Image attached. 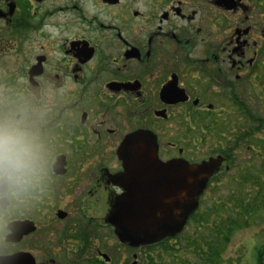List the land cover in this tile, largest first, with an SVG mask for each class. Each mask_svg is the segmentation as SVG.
I'll return each mask as SVG.
<instances>
[{
	"label": "flooded vegetation",
	"instance_id": "af4514ba",
	"mask_svg": "<svg viewBox=\"0 0 264 264\" xmlns=\"http://www.w3.org/2000/svg\"><path fill=\"white\" fill-rule=\"evenodd\" d=\"M263 81L264 0H0V122L35 121L39 146L30 183L0 178V264H113L108 248L141 249L111 223L114 206L151 201L129 190L150 185L151 161L132 178L120 155L136 133L160 161L221 160L186 225L208 220L209 190L250 180L249 119L231 110Z\"/></svg>",
	"mask_w": 264,
	"mask_h": 264
},
{
	"label": "rangeland",
	"instance_id": "374dc122",
	"mask_svg": "<svg viewBox=\"0 0 264 264\" xmlns=\"http://www.w3.org/2000/svg\"><path fill=\"white\" fill-rule=\"evenodd\" d=\"M15 67L12 65V68ZM16 81L19 82V79ZM240 97L253 110L254 117L247 121L251 135L253 134L254 139L263 136L264 126L259 127V131L256 126L258 123H264V81L257 83L250 92ZM4 101L5 95L0 89V106L8 104L7 101ZM231 112V115H234V120H245L242 110L233 108ZM14 118L15 112L11 115V119ZM30 125L34 127L33 129L29 128V132L32 133L31 131H35V121ZM245 127V122L243 125L235 124L233 133L236 136L242 135ZM212 144L218 145L216 141H212ZM251 145L256 150H260L256 143L251 142ZM244 155L246 154L242 147L241 153L238 155L239 161L243 160ZM250 162L249 181L239 184L240 182L233 179L228 180L222 188L209 190L202 197L201 203L203 201V204L200 211H210L208 220L205 219L203 223H199L195 217L191 218L192 220L183 228L184 231L175 238L154 245H141V249L130 250L123 247L116 252L108 248L107 252L111 254L113 264L116 260L118 262V259H122L123 264H131L133 261L132 252L137 253V264H207L204 261L206 254L203 248L205 244L215 247V250L218 251V257L214 256V264H257V249L264 245V204L260 205L261 202H258L259 197L255 195V192L257 189L256 179L259 178V175L264 178V170L259 155H250ZM224 178L229 179L226 176ZM230 223L234 224L235 228L228 239H224L225 234H219V232L221 229L225 232L224 226ZM111 241V237L107 238L108 243ZM90 256L93 259L94 254L92 253Z\"/></svg>",
	"mask_w": 264,
	"mask_h": 264
},
{
	"label": "water",
	"instance_id": "95a60500",
	"mask_svg": "<svg viewBox=\"0 0 264 264\" xmlns=\"http://www.w3.org/2000/svg\"><path fill=\"white\" fill-rule=\"evenodd\" d=\"M146 135L133 134L120 149V155L125 161L126 174L132 178L138 176L148 178L149 171L146 168L151 161L150 185L148 182L142 185V181L132 180L133 184L129 188L131 192L136 190L147 195L150 188L151 201L148 205L114 206L111 217V223L118 226L119 241L132 247L152 244L181 231L188 216L196 208L197 198L205 188L208 177L221 161L212 158L197 164H190L182 159L161 162L157 157L155 139L151 136L149 142ZM123 152L129 153L130 157ZM142 161L146 163L142 164ZM136 162H140L139 165H136ZM138 166L142 171L134 169ZM176 177H182V180H176ZM121 209L124 218L118 221V210ZM129 213L132 216H129Z\"/></svg>",
	"mask_w": 264,
	"mask_h": 264
},
{
	"label": "clouds",
	"instance_id": "9594fccd",
	"mask_svg": "<svg viewBox=\"0 0 264 264\" xmlns=\"http://www.w3.org/2000/svg\"><path fill=\"white\" fill-rule=\"evenodd\" d=\"M39 146L19 121L0 122V178L10 186H23L36 175Z\"/></svg>",
	"mask_w": 264,
	"mask_h": 264
},
{
	"label": "trees",
	"instance_id": "16d2710c",
	"mask_svg": "<svg viewBox=\"0 0 264 264\" xmlns=\"http://www.w3.org/2000/svg\"><path fill=\"white\" fill-rule=\"evenodd\" d=\"M242 111H243V116L246 119L252 120V118L254 117L253 113H252V111H253L252 109L250 110V108L245 107V109L242 110ZM263 124L262 123H258L257 126H256V129L259 131L260 130L259 127L262 128L264 126ZM262 133L264 134V130H262ZM244 137H245V133L240 135V138H239V136H237V142L239 140L244 141ZM251 141L256 143L259 146V148H260V153L258 155H259V159L262 161V169L264 170V135L260 136L259 138L254 139L253 138V134H252ZM256 183H257V189H256V192H255V195H258V197H259L258 202H261L260 205H263L264 204V178L259 175V178L256 179ZM233 228H235L234 224L230 223L227 226H224L225 232L221 229V232H219V234H221V233L225 234L223 236V238L224 239H228V237L231 234ZM207 244H209V243H207ZM203 251H205L204 253L206 254L205 257H204V261L207 264H212V263L214 264V262H213L214 256L216 258L218 257L217 256L218 255V251L215 250V247H210V246L205 244V246L203 248ZM256 261H257V264H264V245H261V246L258 247L257 254H256Z\"/></svg>",
	"mask_w": 264,
	"mask_h": 264
}]
</instances>
